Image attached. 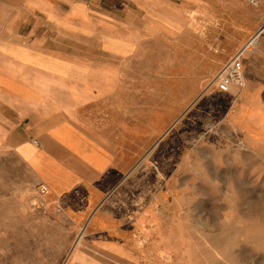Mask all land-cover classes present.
<instances>
[{
  "label": "crops",
  "instance_id": "0c3cea01",
  "mask_svg": "<svg viewBox=\"0 0 264 264\" xmlns=\"http://www.w3.org/2000/svg\"><path fill=\"white\" fill-rule=\"evenodd\" d=\"M190 3L0 0V159H13L19 167L16 171L0 166V203L8 206L0 204V264H11V239L25 237L23 231L11 230L12 190L33 212H46L70 226V236L77 227L85 229V237L89 227L86 236L101 232L126 241L134 237L127 226L131 223V230H137L138 216L124 225V219L115 220L105 207L118 190L129 187L124 181L140 160L154 154L160 139L165 145L172 127H185L194 110H215L216 129L231 147L220 151L205 138H180L176 174L195 167L202 150H218L248 164L252 155L264 160V36L257 56L244 67L245 87L228 94L217 91L213 97L230 106L212 103L203 109L197 91L190 98L181 88L174 104L156 105L153 73L147 66H135L141 55L146 62L147 54H135L134 46L152 45L163 48L161 61L176 70L164 77L198 79L203 73L204 78L241 46L244 28L228 22H193L202 18L196 7L189 9L195 16L188 19ZM184 64H200L198 73L188 72ZM12 175L29 178V185L12 184ZM41 184L47 188L45 197L38 190ZM24 190L31 192L27 200ZM175 191L166 188L152 198L147 220L158 215L156 210L162 215L167 207L179 211L178 205L169 207L180 198ZM35 238L42 239V232L35 231ZM123 247L108 251L123 255ZM35 249V254L42 253V248Z\"/></svg>",
  "mask_w": 264,
  "mask_h": 264
},
{
  "label": "rangeland",
  "instance_id": "374dc122",
  "mask_svg": "<svg viewBox=\"0 0 264 264\" xmlns=\"http://www.w3.org/2000/svg\"><path fill=\"white\" fill-rule=\"evenodd\" d=\"M190 2L188 19L192 15L195 16L189 9L193 11L196 7L200 9L197 14L202 18L193 19V22H228L236 29L244 28L239 46H243L258 32L264 20L263 3L260 7L254 8L249 6L246 0H190ZM263 36L264 34L261 40ZM241 46L211 76L203 78L200 77L203 73H199L198 79L183 80L174 76L170 79L164 77L169 71L173 74L176 70L173 68L171 70L170 64L161 61L164 58L163 48L148 45L134 46L133 49L135 54H147L146 62H142L141 55L135 66L138 69L147 66V71L153 73L154 79L151 81L155 88L156 105L166 101L174 104L173 102L180 97L178 91L181 88L190 98L193 92L197 91V100L204 109L206 108L204 105L224 104L220 99L217 102L216 98H213L218 94L215 79ZM125 50L126 48L124 53H127ZM256 56L257 54L245 56L244 67ZM184 65L188 72L198 73L200 64ZM227 104L230 106L231 102L224 105ZM214 114L215 110H194L188 115L185 127L180 129L179 124L172 127L168 131L164 145L169 149L166 150L159 143L162 141L160 139L158 144L156 143L154 154L140 160L138 168L124 181L129 187L118 190L111 198L105 209L111 212L115 220L124 219L123 223L126 225L131 218L135 219L138 216L141 222L137 230L135 227L131 230V223H128V234L135 235L127 238L128 241L101 232L86 236L89 227L86 228L85 237H83L85 229L80 230L77 227L70 236L68 230L70 226L45 216L48 214L46 212L41 216L33 212L29 203L21 204L15 198L17 194L12 190L11 230L14 232L21 230L25 237L11 239L10 263L39 264L38 261L41 259L42 264H264V160L252 155L248 164L245 162L246 159H233L229 155H223L220 151L228 150L231 145L226 137H222L219 129H216L217 121ZM208 116H212V119ZM199 137L205 138L210 145L220 151H199L201 158L194 160V163L197 162L196 166L190 165L192 168L183 169L186 173L176 174L177 160L182 150L175 147L179 145L180 138L192 141ZM203 144L209 145L206 142ZM189 146L188 144V148ZM2 165L19 170L13 159H0V166ZM10 181L12 184L30 183V179L22 178V175H12ZM166 188L173 191L176 189L175 192L180 195V198L172 199L169 206L178 205L179 211L177 207H172L171 210L167 207L165 214L162 215L156 210L155 213L158 215L152 220H147L146 209L152 198L166 191ZM30 194L29 190L22 191V196L26 200ZM0 204L3 208L8 207L4 203ZM17 217L21 220L20 224ZM25 218L26 221L22 222ZM35 231L37 235L42 232V239L35 238ZM120 245L124 246L123 250L126 253L123 255L109 253L108 250H115L114 247L118 248ZM35 247L42 248V253L35 254Z\"/></svg>",
  "mask_w": 264,
  "mask_h": 264
},
{
  "label": "built area",
  "instance_id": "2783aa9c",
  "mask_svg": "<svg viewBox=\"0 0 264 264\" xmlns=\"http://www.w3.org/2000/svg\"><path fill=\"white\" fill-rule=\"evenodd\" d=\"M246 3L254 8H258L264 0H246ZM264 34V20L262 21L258 32L243 46L237 54L226 64L222 72L216 77V89L219 93L228 94L233 88L237 91L245 87L244 79V59L245 56H253L257 53L261 37ZM39 193L41 197L47 194L45 185H39Z\"/></svg>",
  "mask_w": 264,
  "mask_h": 264
},
{
  "label": "bare ground",
  "instance_id": "6f19581e",
  "mask_svg": "<svg viewBox=\"0 0 264 264\" xmlns=\"http://www.w3.org/2000/svg\"><path fill=\"white\" fill-rule=\"evenodd\" d=\"M260 7V6H259ZM261 10V9H260ZM258 14V13H257ZM237 212V211H236ZM247 227V226H246Z\"/></svg>",
  "mask_w": 264,
  "mask_h": 264
}]
</instances>
